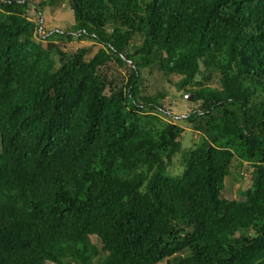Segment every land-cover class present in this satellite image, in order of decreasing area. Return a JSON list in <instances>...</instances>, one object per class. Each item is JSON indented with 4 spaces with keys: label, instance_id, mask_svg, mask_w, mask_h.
<instances>
[{
    "label": "trees",
    "instance_id": "1",
    "mask_svg": "<svg viewBox=\"0 0 264 264\" xmlns=\"http://www.w3.org/2000/svg\"><path fill=\"white\" fill-rule=\"evenodd\" d=\"M63 1L0 0V264H264V0H68L41 35ZM145 68L198 103L187 149Z\"/></svg>",
    "mask_w": 264,
    "mask_h": 264
},
{
    "label": "rangeland",
    "instance_id": "2",
    "mask_svg": "<svg viewBox=\"0 0 264 264\" xmlns=\"http://www.w3.org/2000/svg\"><path fill=\"white\" fill-rule=\"evenodd\" d=\"M68 0H64L62 3H55L53 5H46L41 8L40 12H36L34 7L29 8V17L35 21L41 22V29L38 31L41 35L46 34L55 28H60L67 30L70 28L73 22V12L69 9ZM91 41L81 40L65 42V48L67 51L74 50L75 47H82L90 45ZM98 46H94L92 51L87 55L91 56L97 51ZM115 74V72H112ZM144 93L154 94L157 91H164L166 97L164 99V107L168 109L171 113L170 120L180 123L183 126V149L190 147L194 141L198 139V134L193 131L191 126L187 123H183L182 117L186 115L193 107H196L198 103L192 101V99H187V92L184 90H178L172 83L167 81V79L162 75V73L156 68H145L143 69V84ZM169 118V117H168ZM0 153H1V143H0ZM230 168L229 174L225 178L224 188L222 195L226 198H242L241 191L248 188L251 185L250 171L248 168L242 169L236 165L233 161ZM180 157H175L173 165L169 166L167 169L168 174L177 175L181 172L179 171ZM93 242L98 246L100 245L95 238H92ZM46 264H55L52 262H47ZM159 264H167L166 261L160 262Z\"/></svg>",
    "mask_w": 264,
    "mask_h": 264
},
{
    "label": "water",
    "instance_id": "3",
    "mask_svg": "<svg viewBox=\"0 0 264 264\" xmlns=\"http://www.w3.org/2000/svg\"><path fill=\"white\" fill-rule=\"evenodd\" d=\"M192 96H193L192 92H189L186 97L187 99H192Z\"/></svg>",
    "mask_w": 264,
    "mask_h": 264
},
{
    "label": "clouds",
    "instance_id": "4",
    "mask_svg": "<svg viewBox=\"0 0 264 264\" xmlns=\"http://www.w3.org/2000/svg\"><path fill=\"white\" fill-rule=\"evenodd\" d=\"M40 33V32H39Z\"/></svg>",
    "mask_w": 264,
    "mask_h": 264
}]
</instances>
